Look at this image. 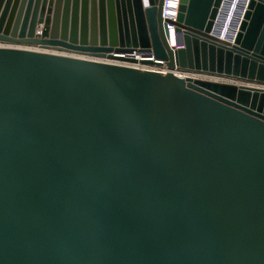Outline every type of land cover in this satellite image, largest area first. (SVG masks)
I'll list each match as a JSON object with an SVG mask.
<instances>
[{"label": "water", "instance_id": "water-1", "mask_svg": "<svg viewBox=\"0 0 264 264\" xmlns=\"http://www.w3.org/2000/svg\"><path fill=\"white\" fill-rule=\"evenodd\" d=\"M223 2L0 0V264H264V0Z\"/></svg>", "mask_w": 264, "mask_h": 264}, {"label": "built area", "instance_id": "built-area-1", "mask_svg": "<svg viewBox=\"0 0 264 264\" xmlns=\"http://www.w3.org/2000/svg\"><path fill=\"white\" fill-rule=\"evenodd\" d=\"M174 1V3L172 2ZM179 4H180V0H165L164 3V9H163V17L164 19H171V20H176L178 12H179ZM169 29H170V35L172 32H174V35L176 34L175 32V26L171 23H169ZM170 45L174 48V49H179L184 47V44H178L177 41L175 40L174 42H171V37H170ZM134 54H138V55H144L146 53L141 52V51H132ZM146 56H148V54H146ZM151 57L152 59H155L154 56H148ZM101 60V59H99ZM102 61H106V62H111V63H115V64H121V65H126V66H132V67H136V68H147L145 70H154V71H158L161 73H167L170 71V69L168 68V66L166 65V63L163 61V64L160 65H156V64H151L153 67H149V66H144V65H135V64H125V63H117V62H112L110 61V58L107 59H103ZM123 62H125L126 60H122ZM135 65V66H133ZM173 72L175 74H177L178 76H181L183 78H187V77H193V78H200V79H205V80H212V81H219V82H228V83H240L239 80H235L232 78H227V77H223V76H217V75H212V74H206V73H198V72H192V71H185L182 70L180 68H176L173 70Z\"/></svg>", "mask_w": 264, "mask_h": 264}, {"label": "bare ground", "instance_id": "bare-ground-1", "mask_svg": "<svg viewBox=\"0 0 264 264\" xmlns=\"http://www.w3.org/2000/svg\"><path fill=\"white\" fill-rule=\"evenodd\" d=\"M172 2L174 3V1H172ZM236 2H237L236 4H237L238 8H237V16H236V19L234 21L233 26L236 25L238 27L239 23L241 21L242 14H243V12L246 9L249 0H237ZM221 23L222 22H220V23L215 25L213 34L218 36L221 39H225V40H228V41L232 42V39H233L234 34H235L234 29L228 30V29H226L225 26L220 25ZM175 40H176V34L174 35V32H172L171 33V42H174ZM119 54H121V56H123L125 58H134L135 57L138 60H137V62L126 60V61H129L130 63L129 62H123V61H121L122 59H110V61L117 62V63H125V64L129 63V64H135V65H140V66L144 65V66L153 67L151 64L142 63L140 61L143 58L144 59L145 58H151V57L146 56V54H144V55H138L137 54L136 55L133 52H122V53H119ZM88 57H91V56H88ZM91 58H93V57H91ZM99 59L103 60V59H107V58H99ZM135 65H133V66H135ZM156 65H158V64H156ZM144 69H147V68H144Z\"/></svg>", "mask_w": 264, "mask_h": 264}, {"label": "rangeland", "instance_id": "rangeland-1", "mask_svg": "<svg viewBox=\"0 0 264 264\" xmlns=\"http://www.w3.org/2000/svg\"><path fill=\"white\" fill-rule=\"evenodd\" d=\"M236 1L237 0H224V2L222 4V7L220 9V12H219L217 21H216V24L222 22L220 25L225 26L226 29H228V30L234 29L235 34H234V37L232 39V42H234V38H235V36H236V34H237L238 30H239L240 24H241V22H242V20L244 18V14H245V11L247 9V7H246L245 11L242 14L239 26L238 27L236 25L233 26L234 21H235L236 16H237V8H238V6L236 4L237 3ZM247 6H248V4H247ZM80 56L86 57V58H91V57H88V56H85V55H80ZM125 62H127V61H125Z\"/></svg>", "mask_w": 264, "mask_h": 264}]
</instances>
